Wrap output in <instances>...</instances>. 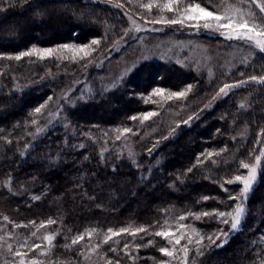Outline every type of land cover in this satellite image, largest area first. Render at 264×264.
<instances>
[{
	"label": "trees",
	"instance_id": "trees-1",
	"mask_svg": "<svg viewBox=\"0 0 264 264\" xmlns=\"http://www.w3.org/2000/svg\"><path fill=\"white\" fill-rule=\"evenodd\" d=\"M109 1L160 17L135 0H0V264H264V53L211 73L143 60L107 87L100 61L150 34L114 54L131 31ZM248 1L264 22V0ZM63 44L93 54L29 53ZM256 158L246 191L237 177ZM178 227L196 236L174 242Z\"/></svg>",
	"mask_w": 264,
	"mask_h": 264
},
{
	"label": "rangeland",
	"instance_id": "rangeland-1",
	"mask_svg": "<svg viewBox=\"0 0 264 264\" xmlns=\"http://www.w3.org/2000/svg\"><path fill=\"white\" fill-rule=\"evenodd\" d=\"M239 1L241 4L239 2L229 3L220 11L213 12L212 17H205L196 9L195 5L182 4L184 3L182 0H135L136 3L144 6L142 10L145 12H148L151 7L156 14L160 15L157 19L131 15L124 11L122 6L117 5L119 3L113 4L109 1L108 4L118 6L124 11L131 31L127 39L113 50L114 54L123 53L124 47L129 46V42H136L141 33L149 32L150 34L142 38V41L139 40L138 44L134 43L136 44L134 48L131 46L127 48L128 50L124 54L129 55V57L120 56L119 61L114 59L111 61V59L106 58L100 61L97 65L98 69H102L104 62L109 60L107 63L108 72L112 76L115 74L107 87L122 78L136 63L143 60H164L166 57L173 56L179 63L193 62L203 67L207 73H211L214 69H234L241 61H249L256 51L264 53V22L252 20L247 7V4L249 5L248 0H244L245 5L242 4L241 0ZM260 11L264 14L262 8ZM149 12L153 13L152 11ZM173 20L179 22H170ZM168 28L173 30L172 34L166 37L161 36L165 32L168 33ZM200 36H206L210 39V43L200 39ZM251 44H255V46ZM29 53L39 56L77 54L79 57H89L93 54L91 45L80 46L75 44L34 48L33 50L30 49ZM86 77L87 75H84L76 82L77 86H83L82 90L88 89ZM178 95L162 90H157L154 93V96L161 100L178 97ZM257 171L258 158L248 167L245 174L241 175L240 179L244 184L247 183L251 187L256 179ZM167 231L168 234H172L173 238L170 237V239L174 242L182 236L189 238L196 236V232L186 230L183 227ZM172 253L173 251L170 252V255Z\"/></svg>",
	"mask_w": 264,
	"mask_h": 264
},
{
	"label": "snow or ice",
	"instance_id": "snow-or-ice-1",
	"mask_svg": "<svg viewBox=\"0 0 264 264\" xmlns=\"http://www.w3.org/2000/svg\"><path fill=\"white\" fill-rule=\"evenodd\" d=\"M195 7H196V9L199 10V12H200L201 14H203V16H205V17H212V16H213V12H211V11H205V9L202 8V7H200L199 4L195 5ZM217 19H219V17H217ZM170 22H172V23H176V22H179V21L173 20V21H170ZM206 26H207V25H206ZM93 43H98V42H97V41H93ZM225 87H227V86H225ZM223 91H224V89H221V92H223ZM36 111L39 112L40 109L37 108ZM245 167H247V165H245ZM237 179H240V178L237 177ZM249 187H250V186L246 183V184H245V190L248 191V190H249ZM243 213H244V209H243V208H238V209H237V211H236V218H235V221L231 224V228H232L233 230H236V229L238 228V226H239V221H240V217L243 215ZM204 215H207V213H204ZM221 215H223V214H221ZM49 223H52V221H49ZM160 234H161V233H157V235H160Z\"/></svg>",
	"mask_w": 264,
	"mask_h": 264
}]
</instances>
